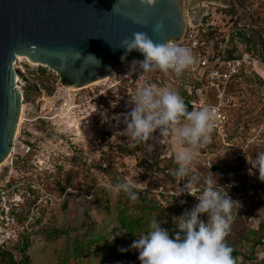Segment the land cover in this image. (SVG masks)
<instances>
[{
  "label": "rangeland",
  "instance_id": "374dc122",
  "mask_svg": "<svg viewBox=\"0 0 264 264\" xmlns=\"http://www.w3.org/2000/svg\"><path fill=\"white\" fill-rule=\"evenodd\" d=\"M244 6L242 31L258 33L260 30L262 36L261 39L258 36V45L261 48L264 0H246ZM185 10L192 22L197 20L200 29L214 28L222 34L234 25L240 11L234 0H185ZM249 61L245 66L246 76L240 78V83L232 90L239 105L226 111L228 132L231 138H236L233 141L236 146L220 145L211 154H197L192 165V171L201 177L198 185L201 190L211 171L212 179L218 180L217 190L240 202L232 210L230 229L233 227L237 232L243 228L247 235L257 230L264 217V191L258 184L259 173L249 175L251 165L247 160L251 161L250 150L254 146H264V81H260L264 78L259 72V66L264 64L257 54H252ZM14 64L20 74L17 87L24 94L22 118L11 152L0 164V180L22 185L19 194L14 196L18 200L15 207L28 204L26 209H30V215L23 226L1 225L0 239L26 231L33 242L31 264H141L138 251L130 249L133 241L146 233L153 221L161 222V227L174 237L179 229L173 218L198 203L195 196L187 194L186 203L181 204L170 191L180 190L186 178L176 179L172 184L158 170L171 156L175 160L171 137L161 138L158 132L154 133V138L148 142L153 147L148 151L146 145L136 147L135 142L119 133L126 127L123 118L131 110L129 97L133 94L125 87L121 93L118 86L124 83L115 82L112 76L73 91L63 84L56 72L24 56H18ZM130 65L118 66L114 71L130 69ZM39 68H46L49 78L44 82L53 86V94L42 86ZM135 73L138 78L145 74L150 76L152 86L174 90L182 98L183 91L189 88L186 80L174 73L159 70L145 73L138 69ZM27 82L37 87L36 94L26 90ZM202 90L204 95L206 90L210 91L207 86H202ZM193 110H197L196 107L193 106ZM102 112L109 117L118 115L119 120L102 122ZM181 122H186L185 118L182 117ZM125 148H133L135 153L128 155ZM214 164L219 166L215 172L211 170ZM66 173L71 174L74 183L66 193L60 194L55 180L58 177L65 180ZM125 179L134 180L141 195L148 194V206L124 212L119 199L125 200L128 196L110 189ZM244 196L248 198L243 204ZM245 210H252L249 219L244 215ZM122 214L127 218L126 223L139 220L138 226H133V235L121 223ZM238 215L243 222H237ZM120 248L129 250L121 252ZM263 253L255 250L253 257L257 259ZM240 258L243 260L240 264L251 262L242 259L243 256Z\"/></svg>",
  "mask_w": 264,
  "mask_h": 264
},
{
  "label": "clouds",
  "instance_id": "9594fccd",
  "mask_svg": "<svg viewBox=\"0 0 264 264\" xmlns=\"http://www.w3.org/2000/svg\"><path fill=\"white\" fill-rule=\"evenodd\" d=\"M139 3L147 11L156 5L157 0H139ZM120 48L124 49L120 57L122 62H126L133 51L143 55L142 60H132L130 72L137 69L145 73L159 70L164 73L171 71L179 76L194 63L189 48L171 42L157 43L145 32H135L132 37L125 38ZM81 55L76 50L75 60ZM88 57L99 61L95 56ZM129 105L131 110L123 118L126 127L119 133L137 145H146L148 151L152 150L153 146L148 142L154 138V133L158 132L161 138L171 137L178 166L174 176L179 181L186 178L178 196L187 193L198 201L190 210L173 218L179 229L174 237L170 236L168 229L161 227V222L153 221L149 230L133 241L130 249L138 251L141 264H236L233 249L226 243V237L232 210L240 202L233 200L228 193L217 190L218 180L212 179L214 174L211 171L204 179L205 186L201 190L198 187L201 177L192 171L198 150L211 142V133L218 119L215 107L203 106L188 111L183 98L176 91L160 89L155 85L138 89L129 97ZM101 115L105 123L111 119L119 120L118 115L109 117L106 112ZM182 117L186 122H181ZM247 160L251 165L249 175L258 172V179L264 183V152H258L252 161ZM136 189L134 180L125 179L110 190L123 192L131 201H136L139 198ZM128 250L119 249L121 252Z\"/></svg>",
  "mask_w": 264,
  "mask_h": 264
},
{
  "label": "water",
  "instance_id": "95a60500",
  "mask_svg": "<svg viewBox=\"0 0 264 264\" xmlns=\"http://www.w3.org/2000/svg\"><path fill=\"white\" fill-rule=\"evenodd\" d=\"M234 1L240 9L234 26L242 29L246 7ZM186 28L185 0H157L147 11L139 0H0V164L13 147L24 101L17 87L18 56L82 90L111 76L116 67L143 59L138 51L126 62L120 59L121 41L133 33L167 43L181 40ZM76 50L82 55L75 60ZM218 169L212 166L214 172Z\"/></svg>",
  "mask_w": 264,
  "mask_h": 264
},
{
  "label": "built area",
  "instance_id": "2783aa9c",
  "mask_svg": "<svg viewBox=\"0 0 264 264\" xmlns=\"http://www.w3.org/2000/svg\"><path fill=\"white\" fill-rule=\"evenodd\" d=\"M211 29L214 28H210L208 31L205 28L200 29L199 24L196 25L194 21L192 22L187 17V28L184 37L179 41H170L192 51L194 63L186 70L191 72L195 78L202 82L203 86H207L211 91L206 90L204 95L202 87L198 88V98L192 100V107L194 106L198 110L203 106H209L215 107L217 111L218 119L215 121L214 130L211 133V142L200 148L197 154H202L203 151L208 150L215 143H219L221 146H236L233 143L236 138H231L228 132L226 111L239 105L237 96L231 91V85L241 70L250 63L249 59L251 58L250 55L239 56L237 52L231 56L227 54L234 42H238L236 32L242 29H238L231 24L226 34L218 31L215 35L204 34ZM224 38L227 39L226 42ZM130 71L128 68L113 70L111 76L117 83H126L128 91L132 94L144 86H152L149 77L138 78L135 72ZM21 186L20 183L5 184L0 188V226L17 224V214L14 207L17 205L16 201L18 200L14 196L19 194ZM181 190L171 189L170 191L176 194L181 204H184L187 201V193L178 196ZM2 239L5 240L4 237ZM2 239H0V242L3 241Z\"/></svg>",
  "mask_w": 264,
  "mask_h": 264
},
{
  "label": "trees",
  "instance_id": "16d2710c",
  "mask_svg": "<svg viewBox=\"0 0 264 264\" xmlns=\"http://www.w3.org/2000/svg\"><path fill=\"white\" fill-rule=\"evenodd\" d=\"M242 4L245 5L246 0H241ZM233 13L235 14L236 11L234 10ZM258 33L255 32H250V31H237V40L238 42H234L233 46L231 47V49L227 52V54L229 56L233 55L234 53H238L239 56H246V55H250L252 56V54H257V57L264 63V40L262 38L261 41V48L259 47V42H258V36H262V32L260 30H257ZM217 32V30L215 29H211L209 32L204 33V34H208V35H215ZM224 41L226 42L227 39L224 38ZM40 73H41V79H43V81H41L42 86L44 87V89L47 90V92L49 94H53L54 93V88L51 84H48V82H44L45 79L49 78L48 72L46 70V68H39ZM245 68H243L240 72V74L235 78V80L232 82L231 85V91L234 89V87L237 86L240 80V78H242L243 76H246L245 74ZM170 73H174L169 71ZM175 74V73H174ZM176 75V74H175ZM149 77L148 75H144ZM177 76V75H176ZM181 77H183L184 80H186V84L189 87L188 90H184L183 91V100L187 106V110L188 111H192L193 107L191 105L192 100L198 98V94H197V89L201 88L202 82L195 78L191 72H189L188 70H185L181 75H179ZM260 80V79H259ZM61 81L63 83H66L67 80L64 78H61ZM261 83H263L262 78H261ZM150 82H152V80L150 79ZM152 84V83H151ZM26 90L29 91L31 94H36L37 93V87L34 84L28 83L25 85ZM119 91L122 93V91L127 88L126 83L124 84H120L119 86ZM125 87V88H124ZM118 92V93H120ZM128 93H130L128 91ZM235 138V137H232ZM158 145H162L160 143H157ZM136 147L138 146L137 144H134ZM219 143H215L214 145H212L208 150L203 151V154H211L212 152L216 151L217 148L219 147ZM125 153H128V155H132L135 153V150L133 148H125ZM258 152H264V146L262 148L258 147V146H254L251 150H250V157H251V161L255 158V155ZM215 154V153H214ZM29 155V154H28ZM27 155V158H28ZM30 157V155H29ZM151 162H153V160H151ZM157 164V163H156ZM158 166V165H157ZM177 164L175 162V160L173 159V157L171 156L169 158L168 161L164 162L163 165H159L158 166V170L163 172L164 175L171 180V183L174 184L176 182V177L174 176V172L177 170ZM100 169L103 170V168L101 167ZM212 170V168H211ZM104 172L108 173L107 170H103ZM59 193L60 194H64L66 193L67 189L71 188L73 185V180H72V176L69 173H66V177L65 180H62L60 177L56 178L55 180ZM14 183V182H12ZM5 184H9L6 183L5 180H0V188L5 185ZM258 184L262 187V190L264 191V183H262L261 181L258 182ZM239 189V188H236ZM137 190V189H136ZM238 191V190H236ZM68 194V193H67ZM138 200L136 201H131L128 197L123 200V199H119V202L123 205V210L124 212H126V210L130 209V208H142V207H146V205L148 206L150 203V198L148 196V194H142L139 191L138 193ZM248 197L244 196L242 203L244 204L246 202V199ZM28 206V204H22L19 207H15L18 208V215L17 217V224H19L20 226H23L25 224V222L27 221V218L30 215V209H26ZM150 208H153V206H150ZM106 209L108 210L109 207L107 206ZM247 209V208H246ZM243 211V210H242ZM252 211V210H250ZM249 210H245V217L247 219H249L250 216H252V214L250 215ZM122 212V213H124ZM243 212V213H244ZM122 224L125 225L128 228L129 234L133 235V226H138V224L140 223L138 219H135V221L131 222L129 220V223H126V216L124 217V214H122ZM237 222L238 221H242L243 222V218H241V216H237L236 217ZM235 220V221H236ZM17 224H15L13 227H15ZM141 225V224H140ZM232 229H229L228 235L226 237V243L232 247L233 249V253L232 255H239L240 252L237 249V246H241L244 242V237L247 235V231L243 228H241L240 230H238L237 232H235L234 228L231 227ZM58 231V230H57ZM49 238L51 236H48ZM32 240L29 238V235H27L26 231H20L17 235L15 236H9L7 237L5 240H3L2 242H0V264H31L32 261V254H31V247H32ZM264 243V242H263Z\"/></svg>",
  "mask_w": 264,
  "mask_h": 264
},
{
  "label": "crops",
  "instance_id": "0c3cea01",
  "mask_svg": "<svg viewBox=\"0 0 264 264\" xmlns=\"http://www.w3.org/2000/svg\"><path fill=\"white\" fill-rule=\"evenodd\" d=\"M194 23H197V20L194 21ZM259 72L264 78V65L259 66ZM260 221L261 223L257 230L255 232L253 231L254 233L247 235L244 243L238 249L240 254L233 255L236 259V264H240L243 261L240 258L241 256H243L242 259L245 258L246 261H251L250 263L245 264H264V253L261 257L257 259L253 257V252L255 250L260 249V252H264V217Z\"/></svg>",
  "mask_w": 264,
  "mask_h": 264
},
{
  "label": "bare ground",
  "instance_id": "6f19581e",
  "mask_svg": "<svg viewBox=\"0 0 264 264\" xmlns=\"http://www.w3.org/2000/svg\"><path fill=\"white\" fill-rule=\"evenodd\" d=\"M204 11V10H203ZM198 19V18H197ZM195 21H196V19H195ZM19 59H22L21 57H19ZM35 64V63H34ZM110 78V76H108V77H106V78H104L103 80H101V81H105V80H108ZM99 82V81H98ZM71 90H73V91H75L76 89H73V88H71ZM20 118H22V115H21V117Z\"/></svg>",
  "mask_w": 264,
  "mask_h": 264
}]
</instances>
